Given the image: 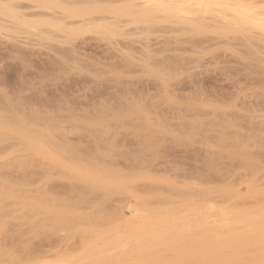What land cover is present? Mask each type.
Wrapping results in <instances>:
<instances>
[{
    "label": "rangeland",
    "instance_id": "obj_1",
    "mask_svg": "<svg viewBox=\"0 0 264 264\" xmlns=\"http://www.w3.org/2000/svg\"><path fill=\"white\" fill-rule=\"evenodd\" d=\"M52 2L0 0V264H176L192 229L212 245L192 264H264V30ZM80 4L109 13H63Z\"/></svg>",
    "mask_w": 264,
    "mask_h": 264
},
{
    "label": "bare ground",
    "instance_id": "obj_2",
    "mask_svg": "<svg viewBox=\"0 0 264 264\" xmlns=\"http://www.w3.org/2000/svg\"><path fill=\"white\" fill-rule=\"evenodd\" d=\"M32 1V0H31ZM44 1V0H43ZM55 2H52V3H47V4H45L44 6L43 5H41V6H43L45 9H47L48 11L49 10H54L53 8H55L57 5H56V0H54ZM143 2H144V4H146V5H150V6H152V7H154V8H152V9H160V10H162L163 12H165V13H167V15H168V13L169 14H171V15H173L174 17H177V18H183V17H187V15H192V16H199V17H203V15L204 14H206V13H209L210 11H212V9H213V7L214 6H219L220 7V15H221V19H224V21L225 20H227V22H229V24H231L232 26H234V25H241L242 26V24H245V25H249V26H252V27H255V28H257V29H260V30H264V16H262L263 14H256L254 11H253V7H251V6H249V5H246V4H233V5H224V6H221V4H219V3H215V1H213L212 0V2H214V3H212L211 1H209V0H194L195 2V5H196V11H193V10H191L189 7V3L188 2H180L178 5H174V3L172 2V1H174L175 2V0H170L171 2L169 3V1H168V3H165V1L164 0H142ZM87 3V2H86ZM253 3V2H252ZM35 4V3H34ZM61 4V3H60ZM83 4V3H82ZM254 4V3H253ZM1 5V4H0ZM3 5H5V4H3ZM7 5V4H6ZM1 6L2 8H0V9H2L3 11H8L9 13H13V11L15 10V9H13V11L11 10V7H13V5L11 6L10 5V8L8 7V6ZM35 5H37V4H35ZM38 5H40V4H38ZM69 5V4H68ZM193 5V4H192ZM61 6H63V5H61ZM66 6V5H65ZM65 6H63L62 8L64 9L65 8ZM129 7V6H128ZM147 7V6H146ZM15 8V7H14ZM129 8H131V7H129ZM218 8V7H217ZM56 9V8H55ZM59 9H61V7H59ZM120 9V8H119ZM127 10V9H126ZM149 10V9H148ZM218 10V9H217ZM16 11V10H15ZM61 11H63V10H61ZM112 11V10H111ZM119 11V10H118ZM2 11L0 10V13H1ZM46 12V11H45ZM94 12H96V13H109V11H108V9L107 8H97V7H94V6H88L87 4L86 5H79L78 7H71V8H68V9H65L64 11H63V13H65V15L67 16L68 15V17H72V18H76V19H81L83 22L85 21V18H87V17H89L90 16V14H92V13H94ZM123 12H125V11H123ZM158 12V11H157ZM226 12H229L230 14H227ZM17 13H18V11H17ZM111 13H114V12H111ZM129 13V12H128ZM138 13V12H137ZM151 13V12H150ZM260 13V12H259ZM3 14V13H2ZM117 14V13H116ZM126 14H127V11H126ZM147 13H145V12H143V13H141V15H143V16H145ZM227 14V15H226ZM5 15V14H4ZM9 15V14H8ZM36 15V14H35ZM186 15V16H185ZM231 15V18L230 19H228V16H230ZM232 15H233V17H232ZM10 16H11V14H10ZM153 16V15H152ZM169 16V15H168ZM13 17H14V15H13ZM148 17V16H147ZM201 17V18H202ZM142 18H144V17H142ZM189 18V17H188ZM145 19V18H144ZM202 19H204V18H202ZM200 20V23H201V19H199ZM220 21V20H219ZM226 22V21H225ZM39 23V22H38ZM88 24V23H87ZM226 24V23H225ZM83 25V24H82ZM85 25V24H84ZM95 25V24H94ZM201 25V24H200ZM226 26V25H225ZM61 28V27H60ZM233 28V27H232ZM101 29V28H100ZM79 30V29H78ZM95 30V29H94ZM38 31V30H37ZM79 32V31H78ZM25 116V115H24ZM23 117V116H22ZM22 117H17L16 119H20V120H17L16 122H18V123H15V125L17 124V129H19V131L21 130V131H24V129H27V130H25V133H27L28 132V124H31V123H27V125L26 126H24V123L25 122H27V121H25L26 120V118H22ZM26 117V116H25ZM37 118V117H36ZM1 119V118H0ZM43 119H45V118H43ZM6 120V119H5ZM48 120V119H47ZM46 120V121H47ZM25 121V122H24ZM30 122H32L33 123V121H30ZM1 123V122H0ZM4 123V122H3ZM2 123V124H3ZM49 123V122H48ZM13 124V123H12ZM14 125V126H15ZM30 126H32V124L31 125H29V127ZM34 126H35V124H34ZM16 127V126H15ZM27 127V128H26ZM36 127V126H35ZM30 129V128H29ZM31 130V129H30ZM5 131V130H4ZM12 131V130H11ZM21 131H20V133H21ZM44 134V133H43ZM25 135H29L28 133L27 134H25ZM26 136V137H27ZM48 136V135H47ZM50 136V135H49ZM44 137V136H43ZM46 137V136H45ZM50 137H52V136H50ZM49 137V138H50ZM28 138V137H27ZM48 138V139H49ZM29 139V138H28ZM41 140H44V139H42V138H40ZM48 139H46V144H47V142H49L50 141V139H52V138H50L49 140ZM44 144V143H43ZM49 144V143H48ZM33 145V144H32ZM50 145H54L53 143H51ZM55 146V145H54ZM55 148V147H54ZM43 150V149H42ZM41 150V151H42ZM252 204V203H251ZM212 208V207H211ZM210 208V209H211ZM213 209V208H212ZM242 210V209H241ZM225 211V210H224ZM260 212V211H259ZM226 215V214H225ZM203 216V215H202ZM201 216V217H202ZM205 216V215H204ZM228 216V215H227ZM222 217V216H221ZM228 219H229V216H228ZM221 223L222 224H224L225 226H226V228H228L229 226L231 227L233 224L234 225H236V223H238V220L237 219H234V218H232V219H229V220H227V219H223L222 221H221ZM218 224V223H217ZM262 224V223H261ZM146 225V224H145ZM171 225V223L170 224H166V223H164V222H157V223H155L154 225H153V227L150 229V231H151V235H153L154 233H162V232H164V231H166V230H168V228H169V226ZM206 225H208L206 222H205V220L202 218V220L200 221V226H201V228L202 227H205ZM174 226V225H173ZM200 228V227H199ZM198 228V229H199ZM141 229V228H140ZM174 229V228H173ZM144 230V229H143ZM196 231V230H195ZM195 231L192 229L191 231H189V234H188V236H186V238H184L183 240H181L182 242H178V243H175L176 244V248H177V244H179L178 245V249H179V246L181 245V247H183L182 249H180L179 250V253H181V254H183V258L180 256V254L178 255V256H180V257H177V259L175 260V262L174 263H176V264H180V263H186V261H187V263H189V264H192L191 263V258L189 259V256H190V252H189V250H186V248L187 249H191V248H189V247H185V246H188V245H193V246H195V248L197 249L196 251L195 250H193L194 251V253H195V258L196 259H198V254L196 253L197 251L198 252H206V253H209L210 254V251H212V245H211V243H210V237L207 235V234H205V233H200V234H197V233H195ZM137 233H139V232H137ZM148 233V232H147ZM140 234V233H139ZM144 234V233H143ZM145 234H146V232H145ZM150 233H148V235H149ZM151 235H150V238H151ZM183 236V235H182ZM234 236V231L232 230L231 232H230V234H229V236L226 238V240H225V242L226 243H228V244H234V242H233V237ZM136 238H144V235H136L135 236ZM176 237H178V236H176ZM178 238H181V237H178ZM216 238L217 239H219L220 237H217L216 236ZM222 238V237H221ZM128 239H131V238H126V240H128ZM141 239H140V241H141ZM156 239V238H155ZM175 239V238H174ZM223 239V238H222ZM176 241H177V239H175ZM175 240H173L172 242L174 243V241ZM215 240V239H214ZM221 240V239H220ZM235 240V239H234ZM100 241V240H99ZM123 241V240H122ZM130 241V240H129ZM175 241V242H176ZM114 242V241H113ZM117 243H119V241H116ZM115 242V243H116ZM121 242V241H120ZM143 242V241H142ZM117 243H116V245H117ZM123 243H124V241H123ZM122 243V244H123ZM134 243V242H133ZM121 244V243H120ZM121 244V245H122ZM124 245V244H123ZM170 245V244H169ZM184 245V246H183ZM238 245V244H237ZM112 246H113V244H112ZM111 248H113V247H111ZM106 249V250H112V249ZM114 248H115V245H114ZM116 248H118V245H117V247ZM239 248H240V246H239ZM174 249V248H173ZM186 250V251H184V250ZM105 250V251H106ZM214 250V249H213ZM88 251V250H87ZM149 252V251H148ZM154 252V251H153ZM200 254L199 255V258L201 257V255H203V254ZM177 254V253H176ZM89 255V254H88ZM108 255V254H107ZM149 255V254H148ZM208 256V255H207ZM193 257V256H192ZM210 257V256H209ZM184 258H185V260H184ZM188 259L190 260L189 262H188ZM87 260V259H86ZM134 260V259H133ZM66 261V260H65ZM183 261H185V262H183ZM101 262V261H100ZM198 262V261H197ZM209 262V261H208ZM58 263H60V262H58ZM210 263V262H209Z\"/></svg>",
    "mask_w": 264,
    "mask_h": 264
}]
</instances>
